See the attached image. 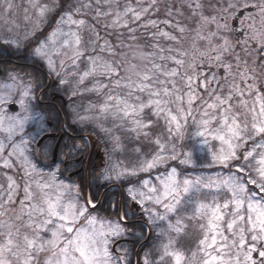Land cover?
I'll return each mask as SVG.
<instances>
[{
	"label": "snow or ice",
	"instance_id": "snow-or-ice-1",
	"mask_svg": "<svg viewBox=\"0 0 264 264\" xmlns=\"http://www.w3.org/2000/svg\"><path fill=\"white\" fill-rule=\"evenodd\" d=\"M2 6L6 21L18 7ZM24 12L30 27L0 35L22 61L0 66V264H264V0H28ZM52 76L102 97L97 114L41 111ZM85 122L112 152L114 128L150 147L85 166L73 135Z\"/></svg>",
	"mask_w": 264,
	"mask_h": 264
},
{
	"label": "rangeland",
	"instance_id": "rangeland-1",
	"mask_svg": "<svg viewBox=\"0 0 264 264\" xmlns=\"http://www.w3.org/2000/svg\"><path fill=\"white\" fill-rule=\"evenodd\" d=\"M12 2L14 5H16L18 7H14L12 12L7 14L8 18L6 21L4 9L2 6L3 0H0V35H10L11 33H8L6 31V29L9 27H11L13 29V32L20 33V34H22L26 28L30 27V23L28 21H26L24 18L25 17L24 8L28 7V0H12ZM141 2H146V0H141ZM176 2H177V5H179V0H176ZM206 3L214 4L215 0H206ZM120 5H121V9H123V7L125 5H131V6L135 7L137 5V0H120ZM208 11L210 12L211 9H208ZM27 15L28 16L33 15V11L31 8L28 9ZM160 16H163V8L161 9ZM132 26L135 27L136 24H133ZM101 31L103 33L102 28H101ZM109 31H112V30L109 29ZM120 31H123L125 33V37L128 35L126 29H121ZM150 31H152V29H149V32ZM136 35L141 38V40H140L141 43L145 42L144 37L147 35V33H145L144 29H139L138 32L136 33ZM110 38L112 40H116V33L114 31L112 32V36ZM149 43H150V41H149ZM161 43L167 44L170 42H167V41H164L163 39H161ZM190 43H191L190 40L188 42H186V46H187V44H190ZM201 46L203 47V42L201 43ZM54 78L57 79L55 76H54ZM52 82H53V80L49 79L47 83L50 84ZM56 87L59 88L60 92L62 93L61 96L65 100L69 101L72 99V101H71L72 105L69 106V111H68L70 114L72 113L73 110H76L82 115L94 116L97 114V109H92L91 111H88L90 106L91 105H99L103 102V98L96 95L95 93L85 92L83 95H75V96L71 95L72 87H73L72 85H66L63 87L56 85ZM38 97H40V96H38ZM37 102H42V101H41V99H39ZM104 123L106 124V126L112 127L113 122L109 119L107 121H104ZM90 126H91V128H93L92 132L97 136L96 131L94 130V125L92 122H85L83 125H79V127H82V128L90 127ZM152 131L155 134H159V133L163 132L164 130L162 127V123L160 125L155 126ZM113 134L121 137L122 143L124 145V149L122 151L118 150V151L112 152L111 151V149H112L111 143L109 142L106 145L104 142L101 141L103 144H105L107 146V153H109V152L111 153V161L113 163H122V162L127 163L130 159L134 158V154L132 153L131 149L134 148L137 144L142 143V146L145 148V150H147V148L150 147V145H148L147 141H143V140L142 141H136L134 139H129V137L132 134L124 131L123 129L114 128ZM86 140L88 143V148L89 147L90 148L95 147L93 142H91L89 137H87ZM106 159H107V156H106ZM189 232H190V236L187 238H184L182 240V247L185 250H187L188 248L193 246L192 240L197 235L195 229L190 228ZM158 243H159V240H158Z\"/></svg>",
	"mask_w": 264,
	"mask_h": 264
},
{
	"label": "trees",
	"instance_id": "trees-1",
	"mask_svg": "<svg viewBox=\"0 0 264 264\" xmlns=\"http://www.w3.org/2000/svg\"><path fill=\"white\" fill-rule=\"evenodd\" d=\"M7 60L12 61V62L11 63L5 62L3 64V66L11 67L15 63L16 64L22 63V61H20L16 56H14L12 54V52L10 50H8L7 45L0 44V61H7ZM50 79L53 80V82L50 84L47 83L49 79L45 80V83L47 85H49L48 90L46 92H38L37 93V96L43 97L41 99L42 102L38 103L39 109L41 111L53 113V114L58 112L59 113V119L61 121L68 119L70 122V117H71L72 113L70 114L68 111H69V106L72 105V102H71L72 99L69 101L64 99L65 102L57 101L56 97H62L61 96L62 93L60 92L59 88L56 87V85H55L56 84L55 81L57 79H55L54 76H52ZM52 125L58 129V125H57L56 121H52ZM73 128L77 129V131L75 133H73V135H75L77 137V142H81L79 139L80 137H91L96 141L97 150L102 151L105 155V160H104V164H105L106 163V156H107V146L105 144H103L101 142V140L92 132L93 128H91V126L82 128V127H79V125H73ZM100 166H101L100 164H97L94 166V168H99ZM146 235H147V233H146ZM152 239L155 240L158 244V238L156 237L155 232L152 233ZM148 247H152V245L149 244ZM145 250H147V248Z\"/></svg>",
	"mask_w": 264,
	"mask_h": 264
},
{
	"label": "flooded vegetation",
	"instance_id": "flooded-vegetation-1",
	"mask_svg": "<svg viewBox=\"0 0 264 264\" xmlns=\"http://www.w3.org/2000/svg\"><path fill=\"white\" fill-rule=\"evenodd\" d=\"M5 62H12V61H9V60H7V61H0V66H3V64L5 63ZM16 64V63H15ZM62 97H56V100L57 101H62V102H64L62 99H61ZM53 126V125H52ZM54 127V126H53ZM55 128V127H54ZM59 134V131H58V129H57V132H55V133H53V135H58ZM77 138V137H76ZM79 143V142H78ZM97 146H96V148H94L93 150L92 149H90V147L89 148H87V152H86V158H85V161H84V164H85V166H89V167H94L95 165H97V164H99V162H98V159H97ZM89 159H90V161H91V164L89 165Z\"/></svg>",
	"mask_w": 264,
	"mask_h": 264
},
{
	"label": "water",
	"instance_id": "water-1",
	"mask_svg": "<svg viewBox=\"0 0 264 264\" xmlns=\"http://www.w3.org/2000/svg\"><path fill=\"white\" fill-rule=\"evenodd\" d=\"M97 159L101 160V161H104V155L101 152H98L97 153Z\"/></svg>",
	"mask_w": 264,
	"mask_h": 264
}]
</instances>
